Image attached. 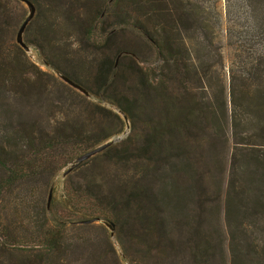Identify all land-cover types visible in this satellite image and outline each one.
Wrapping results in <instances>:
<instances>
[{"label":"trees","instance_id":"1","mask_svg":"<svg viewBox=\"0 0 264 264\" xmlns=\"http://www.w3.org/2000/svg\"><path fill=\"white\" fill-rule=\"evenodd\" d=\"M29 1L36 10L30 24L43 35L53 28L56 0ZM13 2L21 1L0 0V115L11 98L31 102L47 91L44 73L6 42L19 23L12 26ZM106 4L114 7L110 24L101 16ZM67 6L65 19L87 40L104 46L116 28L126 27L150 43L151 74L135 53L115 50L136 79L132 96L108 98L144 126L137 142L130 135L127 144L102 150L112 157L110 171L68 180L57 205L53 174L107 137L78 143L85 123L78 117L44 131L37 121L4 116L0 211L8 216L0 218V264H264V0H83L74 19ZM221 33L230 49L226 61ZM39 46L60 76L97 95L59 67L46 43ZM118 67L107 57L94 63L98 93L107 86L113 91ZM50 162L56 163L51 176H41ZM215 171L223 183L218 176L217 190L208 191ZM40 188L41 198L35 196ZM97 221L114 225L120 255L106 236L111 259L97 258L95 250L77 257L89 250V240L72 230Z\"/></svg>","mask_w":264,"mask_h":264},{"label":"rangeland","instance_id":"2","mask_svg":"<svg viewBox=\"0 0 264 264\" xmlns=\"http://www.w3.org/2000/svg\"><path fill=\"white\" fill-rule=\"evenodd\" d=\"M82 3L83 0H56L53 14V28L48 32H43V35L41 34V31L36 28V22L30 24L36 14L35 10L33 18L26 25L22 35L23 38L30 43L27 51L23 50L22 47L16 43L15 38L20 24L28 14V7L23 2H13L10 5V7H12V26L17 21H19V23L14 33L12 30H8L5 35L6 42L8 45L14 43L20 47L24 55L21 60L22 62L27 63V61H30L44 73L43 80L45 85L47 84V91H45L44 94H41L39 100H31V102H29L23 98H18L17 100L11 98V108L2 106L5 110H2L0 115V134L2 130L1 128L4 126V123L2 122L3 118L7 114H11L15 121L21 119L27 122L28 120H30V122L37 121V123H40L41 128L44 131H51V129H53L59 122L72 123V120L78 117L85 121L83 124V135L78 142L80 144L90 145L101 140L103 137L107 138L99 142L97 145L106 141H111L110 145L113 146L124 142L127 144L126 140L130 135L133 136V142L138 141L144 124H142L137 117L132 118L133 122L130 119H124V115L120 112L117 106L109 102L110 99H108L110 97L115 99L117 97L132 96L133 90L131 87L135 84L136 79L132 72L124 69L123 65L126 64V59H122L120 55L115 54L114 52L117 48H125L135 53L134 58L137 62L139 61L138 64L145 69L148 74H151V68L155 63V55L152 47L141 34L126 27L116 28L112 35V40H110L107 45L102 46V42L95 43L91 40H87L86 35L76 26L74 21L69 19H67V21L65 15H63V9L66 7V4H68L67 7L70 11V15L74 19L73 13H76L77 11H80V13L82 12V9L79 8L82 6ZM44 4H46L45 1L41 3V5ZM110 9L114 10V7L111 6L110 8V6L106 4L101 11V16H105V20L108 24L113 20V17L109 16ZM35 20L38 21L39 18H36ZM44 41L47 47L51 48L48 50L45 47V49L48 52L52 51V55L56 56L55 60L58 61L57 63L59 64V67L71 71L77 80H83L85 85L91 89V91L96 92L97 95H90L88 93L86 95L77 88L70 86L61 78L60 73L55 68L45 63V60L40 53L42 50L40 46L38 47V44L44 45ZM48 42L52 46L48 45ZM220 42L223 45L222 51L224 60L226 61L230 55V49L225 45L223 33L220 34ZM9 50L12 53H17L14 47L9 46ZM102 57H107V59L113 64V67L121 65L116 71V78L118 80L116 81L113 79V84H110V86L113 85V91L107 86L106 88L101 89L98 93L95 84L92 82V68L94 63L99 61ZM119 76L120 78H118ZM130 112L134 113V110L131 109ZM132 123L135 127L133 133ZM37 129L38 126L34 128V130ZM97 145L95 147H97ZM73 149L75 148H72V150ZM102 154L101 151L90 156L84 160L86 161L85 163L84 161L81 162L83 164H79L77 168L73 167L65 174L64 172L74 162V159H72L68 161L64 167L53 174L50 187L52 188V199L57 202V205L63 204V192L65 191L66 185H69L68 180L69 182H80L86 173L90 175L94 173V170H96L95 174L97 172L102 173L103 171H110L111 168L109 167H111L112 160L110 158L112 157L111 155L108 157V155ZM55 166V162L47 163L45 165L46 169L41 176H51V172ZM226 166L227 159L225 164L221 165V169L224 170ZM218 176H220L221 182L223 183L222 176L220 173L218 175V171H215L213 175V183L209 182L208 191L217 190L214 181ZM209 177L210 175L208 174L207 178ZM42 194L43 188H40L37 190L35 196L40 195L41 198ZM20 195L23 194L20 193ZM27 197L29 199L31 198V201L34 200L32 194L27 195ZM7 216L8 215L2 212V210L0 211L1 219H6ZM3 223H6V220ZM72 234L76 238L80 237L89 240L87 241L89 242V250L86 253L85 251L83 253L79 252L77 257H85L86 255H90L92 250H95L97 258L99 257L103 261L107 257V260L109 258L111 259V251L108 249L107 241L105 240L106 236L109 237L115 251L120 255V249L114 236V229L111 233V230L101 221L94 222V224L90 226L81 227L78 230H72ZM123 263L127 264L125 261Z\"/></svg>","mask_w":264,"mask_h":264},{"label":"water","instance_id":"3","mask_svg":"<svg viewBox=\"0 0 264 264\" xmlns=\"http://www.w3.org/2000/svg\"><path fill=\"white\" fill-rule=\"evenodd\" d=\"M23 3H25L28 7V14L26 15L25 19L22 21V23L20 24L17 33H16V38L15 41L16 43H18L23 50L27 51L28 50V46L24 43L23 41V32L26 28V25L29 23V21L33 18L34 13H35V6L29 1V0H19ZM61 78L68 83L70 86L77 88L78 90H80L81 92H83L84 94L87 95V91L84 90L80 85H78L77 83L73 82L72 80H70L69 78L65 77V76H61ZM124 119H126L125 116H123ZM111 144V141H106L100 145H98L97 147L90 149L84 153H82L81 155H79L74 162L68 167V169L64 172L65 174L68 173L73 167H75L76 165H78L79 163L83 162L84 160H86L87 158H89L90 156L104 150L106 147H108ZM51 198V189L49 190V194H48V199H47V204H49ZM110 230L111 233L113 232L114 229V225L112 224H108L106 222H103Z\"/></svg>","mask_w":264,"mask_h":264}]
</instances>
